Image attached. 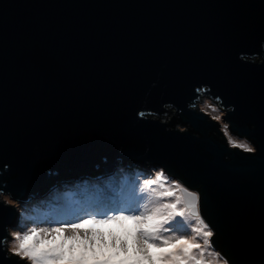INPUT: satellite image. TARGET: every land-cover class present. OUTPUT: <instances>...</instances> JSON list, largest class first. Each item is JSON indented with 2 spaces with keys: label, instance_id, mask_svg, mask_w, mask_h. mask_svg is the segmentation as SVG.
I'll return each instance as SVG.
<instances>
[{
  "label": "water",
  "instance_id": "1",
  "mask_svg": "<svg viewBox=\"0 0 264 264\" xmlns=\"http://www.w3.org/2000/svg\"><path fill=\"white\" fill-rule=\"evenodd\" d=\"M262 42L264 0H0V188L23 202L117 157L163 167L231 264H264ZM16 224L0 204V235Z\"/></svg>",
  "mask_w": 264,
  "mask_h": 264
},
{
  "label": "clouds",
  "instance_id": "2",
  "mask_svg": "<svg viewBox=\"0 0 264 264\" xmlns=\"http://www.w3.org/2000/svg\"><path fill=\"white\" fill-rule=\"evenodd\" d=\"M257 58L253 54L251 63ZM99 168L94 165L95 175L53 183L23 202L0 188V204L17 211L16 226L5 225L7 235H0L4 259L15 258L16 264H231L215 247L216 232L201 214L198 190L163 167L146 172L121 157L110 172ZM9 170L5 165L0 176Z\"/></svg>",
  "mask_w": 264,
  "mask_h": 264
},
{
  "label": "rangeland",
  "instance_id": "3",
  "mask_svg": "<svg viewBox=\"0 0 264 264\" xmlns=\"http://www.w3.org/2000/svg\"><path fill=\"white\" fill-rule=\"evenodd\" d=\"M196 106L198 109H201L205 113L209 114L211 118H213L214 120L218 121L221 124L220 129H221L222 135L225 136L228 144L233 143L242 149H246L245 145L252 148L250 142L247 141L246 139L239 138L229 133V131L225 127V123L221 121V117L219 116L222 110L215 104L214 100H212L208 96H203V97H200L199 100L196 102ZM148 170H145V171L147 172Z\"/></svg>",
  "mask_w": 264,
  "mask_h": 264
},
{
  "label": "bare ground",
  "instance_id": "4",
  "mask_svg": "<svg viewBox=\"0 0 264 264\" xmlns=\"http://www.w3.org/2000/svg\"><path fill=\"white\" fill-rule=\"evenodd\" d=\"M81 176V175H80ZM79 177V176H78ZM58 182H60V181H58ZM57 183V182H56Z\"/></svg>",
  "mask_w": 264,
  "mask_h": 264
}]
</instances>
